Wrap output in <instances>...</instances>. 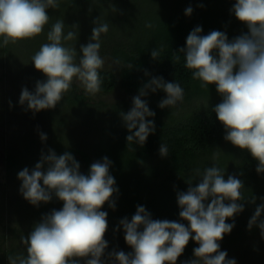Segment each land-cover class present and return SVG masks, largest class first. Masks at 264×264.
Masks as SVG:
<instances>
[{
	"label": "trees",
	"instance_id": "1",
	"mask_svg": "<svg viewBox=\"0 0 264 264\" xmlns=\"http://www.w3.org/2000/svg\"><path fill=\"white\" fill-rule=\"evenodd\" d=\"M58 2V8L47 10L52 20L39 36L7 46L0 38L5 61L15 55L19 46L27 49L29 58L34 55L42 44L49 42L47 33L59 19L66 27L65 35L75 30L72 29L74 25L77 26V39L64 40V46L76 49L78 63L80 47L90 42L94 21L99 18L100 23L109 25L108 32L101 34L100 50L108 51L119 62L117 68L99 70L102 81L99 92L109 93L121 87L134 98L144 83L151 78L162 77L166 82L179 83L184 89V99L174 107L161 109L159 103L166 98L164 91L149 92L142 97L149 109L155 112L154 117L146 118L154 121L155 132L148 136L142 146L134 142L128 147L126 137L130 133L121 113L131 110L133 98L116 102L94 101L72 83L55 108L34 113L25 104L23 108L26 113L40 119L46 128L36 130L30 127L22 133L20 143H17L12 140L14 138H9L10 130L3 127L13 124L14 120L8 116L16 115L19 108L11 101L12 95L2 96L0 93V146L4 145L6 152V183L0 181V190L11 186L15 195L21 196L16 212L27 217H21L26 223L24 229L9 224L5 227V233L0 236V264H9V256L26 255L21 236L27 237L43 216L63 207V202L54 194L50 202L33 206L19 191L22 183L18 179L19 171L24 168L31 171L40 161L41 153L47 154L49 149L57 155L70 152L85 175L92 163L102 161L104 157L112 162L109 174L114 177L118 192L111 198L115 202V209L110 208L108 203L101 209L108 213V230L105 234L108 248L102 257L105 261L107 254L114 249L125 253L132 251L125 242L119 222L125 217L131 220L138 206H144L153 219L176 221L187 226V221L179 217L177 193L187 191L190 178L191 186L200 182V177L193 178L196 169L203 172L206 167L215 165L224 171L225 179L232 175L243 182L241 191L245 198L238 201L244 205V210L226 221L234 222L235 226L219 242L220 250L226 251L228 258L235 259L236 264H264V238L259 228L248 229V221L256 207L264 203V173H257L258 161L247 150L224 139L225 128L213 111L222 97L214 84L201 87L202 82L193 79V70L185 67L184 55L179 53L181 48L186 47L187 36L197 26L202 28L201 35L218 30L225 32L229 40L247 32L246 25L230 11L235 0ZM189 7L192 13L186 15L185 10ZM154 49L159 51L155 60L151 56ZM29 63L30 67L21 69L22 74H37V77H42L39 81L47 79L32 62ZM79 128L82 134L78 133ZM38 130L47 135L46 141H42L40 135H35L34 131ZM161 144L167 146V156H161ZM253 198L255 203L250 202ZM261 219H264V213ZM196 247L198 244L190 240L176 264H185L193 259V249ZM80 264H84V260Z\"/></svg>",
	"mask_w": 264,
	"mask_h": 264
},
{
	"label": "clouds",
	"instance_id": "2",
	"mask_svg": "<svg viewBox=\"0 0 264 264\" xmlns=\"http://www.w3.org/2000/svg\"><path fill=\"white\" fill-rule=\"evenodd\" d=\"M58 7V0H0L3 45L39 36L50 20L47 10ZM230 11L246 25L247 32L229 40L225 32L218 30L201 35L202 28L197 26L179 53L184 55L185 67L193 70V79L202 82L201 87L216 86L222 101L213 111L225 128L224 139L247 150L258 161L259 174L264 173V0H235ZM191 13V7L185 10L186 15ZM94 24L90 42L80 47L78 63L76 49L62 43L77 39V26L65 35L62 20L52 25L47 33L49 42L42 44L31 58L35 69L47 79L37 81L34 92L22 88L21 105L26 103L34 113L55 108L70 90L74 78L89 94L100 91L99 70L104 66L100 37L108 32L109 25L100 23L99 18ZM151 56L157 59L159 51L154 49ZM157 90L166 93L159 103L161 109L174 107L184 99V89L177 82L155 77L144 83L133 98L131 110L121 113L130 133L126 137L128 147L134 142L142 146L155 132L154 121L146 119L154 117L155 112L142 97ZM40 138L46 141L47 135L41 132ZM159 151L161 156L168 155L164 144ZM111 163L104 157L92 163L85 175L70 152L57 155L49 149L47 154L41 153L40 161L31 171L28 168L19 171L18 179L22 182L19 191L25 200L39 206L50 202L54 194L63 207L43 216L27 237L21 236L26 255L9 256V264H80L81 260L84 264H176L190 240L198 247L193 249L194 258L185 264H236L226 251L220 250L219 242L235 226L234 222L226 221L244 210V205L238 203L245 200L241 191L244 184L232 175L225 179L224 171L215 165L203 172L196 169L193 178L200 177V182L191 186L190 178L187 191L177 193L179 217L187 221V226L153 219L144 206H138L131 220L125 217L119 222L132 251L114 249L107 254V261L102 259L108 248L105 240L108 213L101 209L105 203L115 209L111 198L118 192L115 179L109 174ZM250 202L255 203V199ZM262 213L264 203L256 207L248 229L259 228L264 238Z\"/></svg>",
	"mask_w": 264,
	"mask_h": 264
},
{
	"label": "rangeland",
	"instance_id": "3",
	"mask_svg": "<svg viewBox=\"0 0 264 264\" xmlns=\"http://www.w3.org/2000/svg\"><path fill=\"white\" fill-rule=\"evenodd\" d=\"M49 15V14H48ZM52 20V17H50ZM49 20V21H50ZM75 26V25H74ZM66 27L64 28V32ZM65 34V33H64ZM63 45H64V40ZM27 49L18 47L14 56H10L6 61L4 50L0 49V60H2V64L0 66V93L2 96H11V101L17 106L19 109L16 115L8 116V118L14 120L13 124L9 123L7 126L3 127V129L10 130L9 138L13 141L20 143L22 133L24 131H28L31 128L39 129L46 128V125L41 124V120L36 117L29 116L23 108L25 106L19 103V97L21 94V90L24 87H27L30 92H34L36 81H39L42 77H37V74H22V68L29 66V61L32 62V56H29V52H26ZM14 52V51H13ZM2 54V55H1ZM100 55L104 59L103 68L114 69L119 65L110 53L106 50H100ZM7 56V55H6ZM30 67V66H29ZM7 75H6V74ZM34 82V83H33ZM74 84L78 85L81 91L89 94L80 81L76 78L73 79ZM91 99L94 101L104 100L107 102H116L123 99H132L134 95H129L125 90L121 87L116 88L115 90L109 93H101L98 92L96 94H89ZM14 118V119H13ZM44 128V129H45ZM42 130L34 131L35 135H40ZM78 133L82 134L80 128L78 129ZM5 146H0V181L2 183H6V168H5ZM21 196L15 195V192L11 186L2 187L0 190V236L5 233V227L9 225L23 227L26 226L24 220H21L22 214L17 213L19 200ZM27 219V217H22Z\"/></svg>",
	"mask_w": 264,
	"mask_h": 264
}]
</instances>
